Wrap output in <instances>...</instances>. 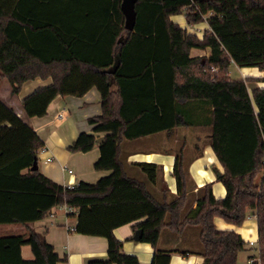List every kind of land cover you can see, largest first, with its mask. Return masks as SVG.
Listing matches in <instances>:
<instances>
[{
  "label": "trees",
  "instance_id": "1",
  "mask_svg": "<svg viewBox=\"0 0 264 264\" xmlns=\"http://www.w3.org/2000/svg\"><path fill=\"white\" fill-rule=\"evenodd\" d=\"M120 3L0 0V78L16 93L28 79L51 77L22 99L29 117L46 114L57 95L81 96L96 87L101 113L88 118L92 131L79 132L67 149L88 151L102 134L93 167L110 170L72 186L30 170L44 143L0 99V224L25 226L0 235V264H66L45 232L30 226L63 204L76 208L74 231L107 240V257L87 264H141L113 232L141 218L132 226L142 228L140 240L154 248L150 264L170 262L173 249L157 247L163 229L179 235L194 225L201 264H237L246 242L233 229H218L214 217L238 226L250 210L258 234V259L251 264H264V87L250 95L245 80L229 74L232 61L264 70V0H136L133 30L124 27ZM182 12L187 23L206 19L201 37L171 19ZM192 48L209 53L192 55ZM196 125L209 127L224 197L214 196L210 182L189 193L181 151L172 169V197L162 181L159 191L151 188L161 175L157 163H135L144 178L128 173L122 140ZM24 244L32 259L22 257Z\"/></svg>",
  "mask_w": 264,
  "mask_h": 264
},
{
  "label": "crops",
  "instance_id": "2",
  "mask_svg": "<svg viewBox=\"0 0 264 264\" xmlns=\"http://www.w3.org/2000/svg\"><path fill=\"white\" fill-rule=\"evenodd\" d=\"M203 21L207 24L206 28L200 25L202 21L191 24L185 20L179 25L187 33H195L201 37L204 31L208 29L206 19ZM208 53L209 48L204 50L191 49L192 55H207ZM253 67L239 66L232 61L229 68V74L232 78L245 80L250 95L254 88L264 87V80L259 79L264 75V70H260L256 66ZM233 69H236L241 76L233 77ZM250 79L255 80V83L249 82ZM4 81L8 82L6 79L0 78V99L11 107L22 120L30 124L44 143V149L38 151L39 157L37 159L41 160H37V164L38 169L45 176L63 185L72 186L81 180L94 182L110 172L106 169L96 170L93 167V163L99 156L97 143L92 149L85 152H71L67 149V146L77 137L79 132L92 131L93 124L88 121V118L101 113L100 93L96 87H91L81 96L57 95L48 104L46 114L29 117L22 108V99L36 88L50 84L51 77L28 79L22 83L16 93L12 92L10 83L5 85ZM209 134L208 126H177L172 130H162L134 139H124L120 144V152L125 159L126 170L131 175L140 177L137 173V169L138 171L140 169L135 165L137 162L157 163L161 168V175L157 185L154 187V184H151V188L159 191L160 185L158 184L161 183L159 181H162L168 188V196L172 197L176 195V180L172 174V169L175 155L181 151L184 167L187 171L189 193L196 192L199 187L210 182L214 196L222 198L226 190L217 174L222 172L223 167L209 143ZM98 135L101 136L102 134ZM150 143L153 146H149ZM131 167L134 171L136 170L135 174L130 172ZM195 204L192 197L191 207L194 208ZM142 219L117 226L113 232L118 239L123 241L122 250L125 253L136 255L141 264H150L154 248L149 242L133 238L135 229L132 225ZM75 222L76 214H68L65 206L59 205L53 206L45 217L30 223V226L36 231L45 232L47 241L52 244L58 256L66 258V264H87L90 259L106 258V238L101 235L82 234L69 230L67 226H73ZM214 224L218 229L235 230L250 246L256 244L258 238L257 222L254 214H250V211L241 225L237 226L226 222L219 216L214 217ZM24 230L25 226L22 224H0V235L20 233ZM164 230L169 231L168 229L161 231L157 247L163 250L173 249L169 264L202 263L203 256L199 253L197 244L198 232L191 229L190 226L179 235L170 231L165 233ZM249 241H253V243L250 244ZM21 255L25 259L33 258L28 244L21 246ZM250 257H257V248L256 254L247 255L246 261ZM239 262L238 257L237 263Z\"/></svg>",
  "mask_w": 264,
  "mask_h": 264
},
{
  "label": "rangeland",
  "instance_id": "3",
  "mask_svg": "<svg viewBox=\"0 0 264 264\" xmlns=\"http://www.w3.org/2000/svg\"><path fill=\"white\" fill-rule=\"evenodd\" d=\"M172 19L174 20V21H176V22H178V23H182L183 21H185V16H184V12H182V13H178V14H175V15H173L172 16ZM200 25L203 27V28H206L207 27V24H206V22H204V21H202L201 23H200ZM251 67H253V66H251ZM254 68V67H253ZM232 76L233 77H239V76H241V74L236 70V69H233L232 70ZM249 82H252V83H255V80H252V79H250L249 80ZM4 83H5V85H9V83L8 82H6V81H4ZM10 93H11V91H10ZM150 140H151V137L149 138ZM149 146H153L151 143L149 144ZM37 157H39V155H37ZM38 161H40L41 159H37ZM132 168V167H131ZM133 170V171H132ZM132 170L130 171L132 174H135L134 172L136 171H134V169L132 168ZM141 171V170H140ZM138 171V169H137V173H139V176L141 177V178H144L145 177V175H144V173L141 171ZM159 189H160V187H158ZM253 213V211L252 210H250V214H252ZM190 228L191 229H194L196 232H198V230H199V227L198 226H190ZM164 232L165 233H169V231H167V230H164ZM197 242V241H196ZM198 244V243H197ZM198 247H199V244H198ZM251 254H256V244H253V245H248V244H246V250H244V251H241V252H239V255H238V257H239V263H237V264H248L247 262H246V257H247V255H251Z\"/></svg>",
  "mask_w": 264,
  "mask_h": 264
},
{
  "label": "water",
  "instance_id": "4",
  "mask_svg": "<svg viewBox=\"0 0 264 264\" xmlns=\"http://www.w3.org/2000/svg\"><path fill=\"white\" fill-rule=\"evenodd\" d=\"M135 2L136 0H121L120 8L124 15V27L129 30H133L135 24ZM103 140V136H99L96 142L99 143ZM38 169L37 159L34 160L30 170ZM142 234V228H137L134 231L133 238L135 240L140 239Z\"/></svg>",
  "mask_w": 264,
  "mask_h": 264
},
{
  "label": "built area",
  "instance_id": "5",
  "mask_svg": "<svg viewBox=\"0 0 264 264\" xmlns=\"http://www.w3.org/2000/svg\"><path fill=\"white\" fill-rule=\"evenodd\" d=\"M211 13V12H210ZM43 150L44 149V146L43 147H41L40 148V150ZM264 161V160H263ZM69 171H71V170H69ZM64 206H65V208H66V212L68 213V214H73V213H75L76 214V208L75 207H73V206H70V205H66V204H63ZM68 227V229L69 230H74V225L72 226V225H68L67 226ZM250 242V244H252L253 243V241H249ZM258 259V257H250V258H248L247 259V263L248 264H251L254 260H257Z\"/></svg>",
  "mask_w": 264,
  "mask_h": 264
}]
</instances>
